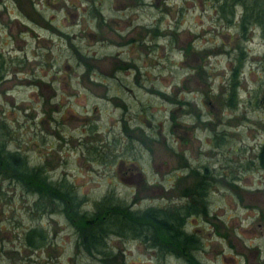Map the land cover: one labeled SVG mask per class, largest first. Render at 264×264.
<instances>
[{"label":"rangeland","instance_id":"1","mask_svg":"<svg viewBox=\"0 0 264 264\" xmlns=\"http://www.w3.org/2000/svg\"><path fill=\"white\" fill-rule=\"evenodd\" d=\"M232 12L226 22L216 0H0L5 148L87 212L107 194L132 210L180 204L206 165L209 214L184 224L196 258L264 264V170L251 163L264 142V31L241 30V2ZM36 200L0 175V264H106ZM32 228L42 243L27 242ZM106 242L113 264H186L139 239Z\"/></svg>","mask_w":264,"mask_h":264},{"label":"trees","instance_id":"2","mask_svg":"<svg viewBox=\"0 0 264 264\" xmlns=\"http://www.w3.org/2000/svg\"><path fill=\"white\" fill-rule=\"evenodd\" d=\"M216 1L218 10L226 22L231 21L233 5L241 2L245 9L240 17L241 30L244 31L246 25L252 22L260 25L264 31V6L260 7L258 0H251L249 6L245 0ZM235 82L233 79L230 83L228 105L235 103ZM251 163L256 168L264 170V142L259 143ZM189 172L193 176L198 174L193 168H190ZM206 174L208 175L204 171L201 178L193 182L186 183L187 180H184V188L179 194V198L184 201L180 204L132 210L125 204L112 201L113 197L107 194L94 203L92 212H87L79 208L81 198L66 184L48 180L41 167L28 166L20 153L7 150L0 138V175L18 183L24 191L35 194L37 200L34 205L39 210L51 212L57 209L62 212L75 229L77 245L89 256L96 257L106 264H113L116 257L107 246L106 240L110 235L139 239L158 252L182 258L186 264H202L195 256L200 239L195 233L186 231L184 224L189 216L209 214L207 194L210 180L214 178ZM234 177L236 176L223 179L227 183H234L236 181ZM26 240L30 245L35 240L42 243L44 235L40 230L32 228L27 232Z\"/></svg>","mask_w":264,"mask_h":264},{"label":"flooded vegetation","instance_id":"3","mask_svg":"<svg viewBox=\"0 0 264 264\" xmlns=\"http://www.w3.org/2000/svg\"><path fill=\"white\" fill-rule=\"evenodd\" d=\"M202 169H203V171H207V166L206 165H202Z\"/></svg>","mask_w":264,"mask_h":264}]
</instances>
